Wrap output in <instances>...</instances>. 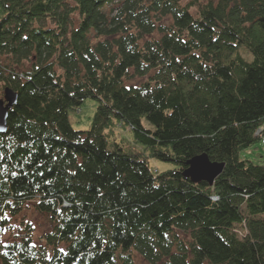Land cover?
<instances>
[{
    "label": "trees",
    "instance_id": "obj_1",
    "mask_svg": "<svg viewBox=\"0 0 264 264\" xmlns=\"http://www.w3.org/2000/svg\"><path fill=\"white\" fill-rule=\"evenodd\" d=\"M115 1L0 0V95H18L0 237L28 203L51 224L37 244L29 224L0 240V264H264V165L240 157L264 145V0H118L107 14ZM87 98L91 127L75 130ZM200 154L224 164L213 185L183 174Z\"/></svg>",
    "mask_w": 264,
    "mask_h": 264
},
{
    "label": "rangeland",
    "instance_id": "obj_2",
    "mask_svg": "<svg viewBox=\"0 0 264 264\" xmlns=\"http://www.w3.org/2000/svg\"><path fill=\"white\" fill-rule=\"evenodd\" d=\"M119 2L116 0L112 5L104 8L107 14L112 12V9L118 7ZM193 13L196 12L195 8H192ZM154 36L158 37L157 34ZM241 55L245 60L250 61L252 59V55L248 53L246 50H240ZM144 80V79H143ZM140 82L139 79L128 81L127 84L133 83L138 84ZM0 99L3 100V92L0 95ZM96 101L92 98H87L83 101V103L76 109L69 111V121L72 127L75 130H88L91 127L92 119L94 113L96 111ZM142 123L145 127H151V125L145 120H142ZM115 136L119 141H123L127 147L135 148L137 150L141 149L140 145H135L133 142L132 132L129 127H121L120 125H116L114 127ZM264 143V141H263ZM240 157L243 159L250 160L256 164L264 165V145L261 142L256 143L250 148L241 151ZM196 165H203V173L205 175H210L209 167L207 166L208 162L197 161L194 163ZM149 165L158 171H164L167 169H171L174 167L172 163L163 162L155 158L149 159ZM24 222H21V221ZM29 224L32 230L33 239L35 244L40 242L39 238L48 233L51 230V224L48 216L45 213H41L36 210L33 203H28L27 207L16 217L11 220V231L3 233L0 237V240L3 242H9L13 240L19 239L24 233L25 225ZM13 235V236H12ZM134 263L135 264H148L139 254L133 253Z\"/></svg>",
    "mask_w": 264,
    "mask_h": 264
},
{
    "label": "water",
    "instance_id": "obj_3",
    "mask_svg": "<svg viewBox=\"0 0 264 264\" xmlns=\"http://www.w3.org/2000/svg\"><path fill=\"white\" fill-rule=\"evenodd\" d=\"M17 99L18 95L13 89L9 87L4 89L3 100L0 99V129H3L0 131V134H5L7 132L8 113L16 105ZM205 160L208 162L207 166L209 167L208 169L210 175H205L203 173V168H205L203 165L194 164L197 161H201V163H203ZM187 164L188 167L183 173L186 178H189L192 182L206 180L209 185H213L214 180L222 172L224 167L223 163L211 162L205 154L193 157L187 162Z\"/></svg>",
    "mask_w": 264,
    "mask_h": 264
},
{
    "label": "snow or ice",
    "instance_id": "obj_4",
    "mask_svg": "<svg viewBox=\"0 0 264 264\" xmlns=\"http://www.w3.org/2000/svg\"><path fill=\"white\" fill-rule=\"evenodd\" d=\"M3 129H0V131H2ZM58 138V137H57ZM45 147H48V145H45ZM53 159H55V157H53ZM11 175H13V176H15L16 175V173L15 172H13V173H11ZM41 175H43V173H41ZM72 175L74 176L75 175V173H72ZM45 183H50V181H48V180H45L44 181ZM101 195H102V193H101ZM2 218H7L6 217V215H5V217H2ZM64 250L63 249H61V252H63Z\"/></svg>",
    "mask_w": 264,
    "mask_h": 264
},
{
    "label": "built area",
    "instance_id": "obj_5",
    "mask_svg": "<svg viewBox=\"0 0 264 264\" xmlns=\"http://www.w3.org/2000/svg\"><path fill=\"white\" fill-rule=\"evenodd\" d=\"M257 133H260V129L257 131Z\"/></svg>",
    "mask_w": 264,
    "mask_h": 264
}]
</instances>
